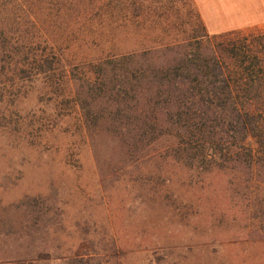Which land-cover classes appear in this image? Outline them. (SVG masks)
Here are the masks:
<instances>
[{
    "label": "rangeland",
    "instance_id": "1",
    "mask_svg": "<svg viewBox=\"0 0 264 264\" xmlns=\"http://www.w3.org/2000/svg\"><path fill=\"white\" fill-rule=\"evenodd\" d=\"M202 2L210 34L264 32V0ZM102 3L0 0V264H264V147L239 186L167 173L162 138L120 149L139 134L115 58L178 30Z\"/></svg>",
    "mask_w": 264,
    "mask_h": 264
},
{
    "label": "trees",
    "instance_id": "2",
    "mask_svg": "<svg viewBox=\"0 0 264 264\" xmlns=\"http://www.w3.org/2000/svg\"><path fill=\"white\" fill-rule=\"evenodd\" d=\"M100 9L109 19L136 11L160 32L178 30L169 39L158 34L150 49L115 58L116 117L124 113L121 98L131 93L132 131L139 134L131 142L123 138L130 134L125 126L116 129L120 149L136 154L146 144L158 154L162 138L163 170L195 185H247L246 176L257 177L264 147V32L210 34L194 0H103ZM100 127H93L94 135Z\"/></svg>",
    "mask_w": 264,
    "mask_h": 264
},
{
    "label": "crops",
    "instance_id": "3",
    "mask_svg": "<svg viewBox=\"0 0 264 264\" xmlns=\"http://www.w3.org/2000/svg\"><path fill=\"white\" fill-rule=\"evenodd\" d=\"M195 1V0H194ZM200 1V2H199ZM196 2V5L198 7V10H200V14L204 17V21H207V10H208V5L204 2H202V0H197L195 1ZM220 8H223V9H226V10H230V6L229 4L226 6V7H223V5L220 7ZM222 13V12H221ZM227 14H230V12H227ZM208 22V25H209V21ZM222 30V29H221ZM219 31V30H217Z\"/></svg>",
    "mask_w": 264,
    "mask_h": 264
}]
</instances>
